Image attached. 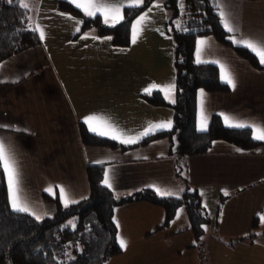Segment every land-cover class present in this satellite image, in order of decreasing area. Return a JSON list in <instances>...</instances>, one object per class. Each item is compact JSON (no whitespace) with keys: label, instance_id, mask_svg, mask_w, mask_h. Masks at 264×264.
Listing matches in <instances>:
<instances>
[{"label":"crops","instance_id":"0c3cea01","mask_svg":"<svg viewBox=\"0 0 264 264\" xmlns=\"http://www.w3.org/2000/svg\"><path fill=\"white\" fill-rule=\"evenodd\" d=\"M58 1L25 0L31 28L39 24L46 39L0 62V81H4L0 83V123L10 125L0 129V138L11 140L20 173V195L37 212L49 215L55 203L42 198L44 189L52 187L55 194L50 195L58 198L57 186H63L73 199L87 196L86 169L89 164H97L96 160L104 162V170H110L111 190L117 195L141 188L154 190L149 185H155L174 192L176 197L187 183L197 190L201 205L207 204L203 239H195L183 206L163 225L161 206L144 200L127 202L113 211L120 225L117 234L126 241L127 248L101 264H260L264 259V222L260 219L264 216V141L247 149L216 139L207 151L178 159L184 164L181 178L174 174L177 158L169 152L168 138L126 148L85 144L81 138L80 126L88 130L83 122L85 115L102 117L128 135L143 131L149 123L168 119L173 122L169 105H151L141 97L144 89L154 83L175 82L174 39L166 28L168 13L163 0H152L142 10L152 8L137 43L131 42L130 25L129 44L118 47L97 35L93 27L74 38L75 22L81 19L58 10ZM157 3L161 7H154ZM216 3L220 5L218 13L222 9L236 29L230 35L264 41V0H215ZM97 15L103 23V17ZM58 33L64 34L61 37ZM85 34L87 51L97 40L103 42L101 49L117 50L111 52L109 62L110 70L118 73L116 78L89 82L87 76L95 75L98 63L91 54L81 51L79 44ZM60 37L70 49L62 45L59 50ZM198 38L208 41L202 59L225 64L236 84L235 89L228 85L225 92L203 89L208 124L213 114L221 112L264 124V65L253 66L212 35ZM67 50L74 52L70 61L66 59ZM215 65L220 77L219 65ZM97 85L105 93L114 88L117 92L112 97H99L94 91ZM113 98L118 102L122 99V109L114 111L111 103L108 109L101 108ZM199 103L200 89L197 115ZM15 128L27 131L16 132Z\"/></svg>","mask_w":264,"mask_h":264},{"label":"trees","instance_id":"16d2710c","mask_svg":"<svg viewBox=\"0 0 264 264\" xmlns=\"http://www.w3.org/2000/svg\"><path fill=\"white\" fill-rule=\"evenodd\" d=\"M152 0H145L142 10ZM19 0L9 5L0 0V62L6 58L33 47L39 43L37 32L29 31L28 9L18 6ZM183 14L178 0H163L168 17L166 28L174 39V69L176 103H170L164 95L155 90L141 93V97L151 105H169L173 109L171 130L157 131L144 137L135 144H121L117 140L101 137L80 126L81 138L85 144L107 145L110 147H131L144 145L157 138H168L169 152L175 156L174 174L183 178L184 164L178 159L207 151L216 139H224L241 148H251L259 144L252 138L250 129L227 127L218 114L209 120L208 130L201 132L196 128L197 92L204 89L209 92H225L228 84L220 80L218 67L212 63L197 65L194 60L195 41L198 36L212 35L220 43L231 47L239 56L253 66L261 67L255 55L243 46L232 43L228 33L220 23L215 0H183ZM57 8L77 16L84 23L81 31L74 34L79 37L84 30L93 27L99 36H111L114 46H127L130 41V25L141 9H124L125 20L116 27L102 23L97 15L94 18L84 16L83 12L66 0H59ZM179 22L188 31L178 30ZM171 29V30H170ZM89 193L86 199L65 208L58 195L42 193L44 200L55 203L53 213L37 222L26 214L14 213L8 204L7 183L0 169V264H101L111 256L121 252L115 240L117 227L113 221V211L118 205L144 200L164 209V222L167 225L175 216L179 207L186 210L190 228L199 240L208 223L204 207L198 192L187 183L180 196L161 197L150 188H141L125 195H117L113 190L101 184L104 165L87 166ZM117 196L119 197L117 199ZM72 221L75 225L69 224ZM79 249H83L81 252ZM74 257L75 259H70Z\"/></svg>","mask_w":264,"mask_h":264},{"label":"snow or ice","instance_id":"6c2138e0","mask_svg":"<svg viewBox=\"0 0 264 264\" xmlns=\"http://www.w3.org/2000/svg\"><path fill=\"white\" fill-rule=\"evenodd\" d=\"M68 2L75 6L76 9H79L83 12L84 16L89 18H94L99 13L100 16L103 17V23L110 27H116L122 21L125 20L124 9H141V14H138L136 18L131 21V42L132 44H136L138 37L143 30L144 22L148 19L149 13L152 11V8L149 7L147 12L142 11V6L144 5L145 0H116V2H108V0H68ZM9 5L13 4V0H7ZM18 6L22 9H29V4L25 2V0H19ZM154 7L159 8L161 5L159 3L155 4ZM178 7L183 14L185 5L183 0H178ZM215 7L220 8L219 3L215 4ZM61 16H64L65 13H60ZM220 23L223 25L224 29L228 33H234L236 29L230 24L229 20L226 17L225 12L221 9L218 13ZM31 19L30 17L28 18ZM71 19V17H69ZM77 27L75 31L79 33L81 28L79 27L80 24L84 22L81 20H77L76 22ZM176 23V28L178 30H182L187 32V28H183L179 22ZM171 30V29H170ZM29 31L37 32L39 34V40L44 41L46 39V32L45 30L39 25H35L33 28H30ZM163 35V33H161ZM82 39H87V34L81 37ZM92 39H100V37H91ZM104 40H112L113 37L105 36L103 37ZM229 39L232 43L241 45L244 48L250 50L255 57L258 58L259 63L264 65V41L257 42L252 39H247L241 37L237 39L235 35H230ZM208 41L206 39H196L195 41V63L197 65L204 64V63H212L218 64L220 70V80L231 86L235 89L236 84L235 80L233 79L231 73L228 71L225 64L220 63L217 60L207 61L202 59V56L205 51V45H207ZM3 67V65H0ZM4 81H0L3 83ZM153 89H157L160 92L164 93L165 99L169 100L170 103L175 104L176 100L173 98L176 92V84L175 82L168 83L165 85H157L152 84L149 87L144 89L146 94H151ZM204 90L200 89V103H199V112L197 115V124L196 128L197 131H207L208 130V116L205 113V106H204ZM219 115L223 118V121L227 127L230 128H238V129H250L252 138L257 141H264V124H259L256 122H247L239 119H235L232 116L226 113H219ZM83 122L87 125L88 130L98 136L101 137H108L112 140H117L121 144H135L144 137L154 134L157 130H171L173 126V122L171 119L160 121L158 123H149L141 132H138L135 135H128L124 133L122 130L118 129L115 125L109 123L107 120H104L102 117L97 115H85L83 117ZM10 125L8 123H0V129H7ZM16 132L27 131V129H20L15 128ZM240 151V149H237ZM146 158V157H145ZM97 164L104 163L101 160L94 161ZM0 169H2L4 176L6 177L7 181V192H8V204L11 208V211L14 213H21L26 214L30 217H33L35 221L40 222L42 221L47 213H39L37 212L26 199H24L20 193V173L18 171L17 162L14 157L12 148H11V140L10 138H0ZM101 184L106 187L107 189H113V182L110 176V170L105 169L103 172V179ZM59 190V199L63 203L65 208H68L70 205L79 203V200L73 199L69 196V193L63 186H57ZM149 187L153 188L157 195L161 197H170L175 195L174 192L170 190L161 189L155 185H149ZM45 192L49 194H55L54 189L52 187H48L44 189ZM183 191V189H181ZM225 195L227 192L225 191ZM119 197L117 196V199ZM80 199H86V197L81 196ZM207 208V204L204 205ZM180 211H183L182 209ZM179 216V212L177 213ZM113 221L116 223L117 229H119L120 225L119 222L116 221V218H112ZM261 221L264 222V216L260 217ZM69 224H73L72 221L68 222ZM202 228L207 230L206 225H201ZM73 228L75 225L73 224ZM203 239V237H201ZM115 240L118 242L119 247L122 250H126L127 243L126 241L117 234L115 236ZM83 252V249H79ZM70 259H75L74 257H70Z\"/></svg>","mask_w":264,"mask_h":264},{"label":"rangeland","instance_id":"374dc122","mask_svg":"<svg viewBox=\"0 0 264 264\" xmlns=\"http://www.w3.org/2000/svg\"><path fill=\"white\" fill-rule=\"evenodd\" d=\"M102 20H103V18H102ZM58 34L61 35V37H62L64 33H58ZM61 37L58 40L59 50H62V45H64L65 50L66 49H70L68 45H65V42H64V40L61 39ZM101 43L103 44L102 40H97L96 42H92L90 51H87V46H86V43H85V41L83 39H81V42L79 44V46L81 48V51L84 52V53L91 54L92 60H94V61H96L98 63L96 68H95V71H96L95 75L90 73L87 76L89 78V82L96 81L97 79H100V80H98V82H100L101 80H103L105 78H110V77L116 78L118 76L117 72H112L110 70L111 68H110V65H109L111 52H114V51L116 52L117 50L116 49L110 50L109 48L103 50V48L101 49ZM77 49H79V48H77ZM73 55H74L73 51H70V50L66 51V59L67 60H69L70 57L73 56ZM97 86H98V88L95 89L94 91H95L96 95L99 96V97L106 98L104 95H108V96L112 97L117 92L116 88H114L112 91H110L108 93H105L102 90L103 88H102L101 85H97ZM124 92L125 91H123V93ZM132 92H130V94ZM119 99H121V98H119ZM110 103L112 104V107H113L114 111L118 107H120L121 109L123 108L122 99H121V102H118V100L116 98H113L111 100V102H107V103L103 104L101 106V108L108 109L110 107ZM263 226H264V224H263ZM203 232H204V230H203ZM203 232H202V234H203ZM200 239H201V237H200ZM260 264H264V259L262 260V262Z\"/></svg>","mask_w":264,"mask_h":264}]
</instances>
